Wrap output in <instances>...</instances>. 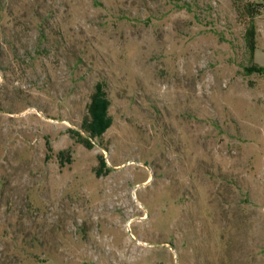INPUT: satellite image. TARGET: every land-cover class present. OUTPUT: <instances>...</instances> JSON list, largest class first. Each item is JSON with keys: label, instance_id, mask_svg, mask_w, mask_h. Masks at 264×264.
<instances>
[{"label": "rangeland", "instance_id": "rangeland-1", "mask_svg": "<svg viewBox=\"0 0 264 264\" xmlns=\"http://www.w3.org/2000/svg\"><path fill=\"white\" fill-rule=\"evenodd\" d=\"M247 1L0 0V264H264Z\"/></svg>", "mask_w": 264, "mask_h": 264}, {"label": "trees", "instance_id": "trees-1", "mask_svg": "<svg viewBox=\"0 0 264 264\" xmlns=\"http://www.w3.org/2000/svg\"><path fill=\"white\" fill-rule=\"evenodd\" d=\"M232 1L236 5L243 3L246 14L248 15V27L245 33V42H246L247 49L250 53V56L253 59L254 57V37L256 34V26H255L256 12L253 10V5L249 3L247 0H232ZM258 72L264 73V69H259ZM93 119H94V123L101 122V113L100 114L94 113ZM94 125L96 126V124Z\"/></svg>", "mask_w": 264, "mask_h": 264}]
</instances>
